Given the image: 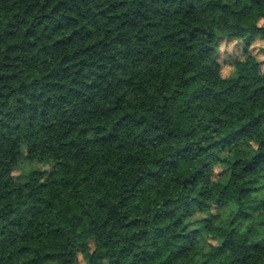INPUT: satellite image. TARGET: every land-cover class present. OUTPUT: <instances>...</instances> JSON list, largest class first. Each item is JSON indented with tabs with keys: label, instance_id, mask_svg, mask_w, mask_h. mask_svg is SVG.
<instances>
[{
	"label": "trees",
	"instance_id": "1",
	"mask_svg": "<svg viewBox=\"0 0 264 264\" xmlns=\"http://www.w3.org/2000/svg\"><path fill=\"white\" fill-rule=\"evenodd\" d=\"M260 21L264 0H0V264H264Z\"/></svg>",
	"mask_w": 264,
	"mask_h": 264
},
{
	"label": "rangeland",
	"instance_id": "2",
	"mask_svg": "<svg viewBox=\"0 0 264 264\" xmlns=\"http://www.w3.org/2000/svg\"><path fill=\"white\" fill-rule=\"evenodd\" d=\"M259 26L264 27V21L259 22ZM252 49H255L256 52H260L261 49H264V38L263 37H257L252 40ZM246 41L244 40H227L221 38L218 42V50L219 54L221 56V59L230 60L233 57L240 56L242 54V51L245 48ZM260 59H264V56H260ZM38 166V165H36ZM40 169H45L43 165L38 166ZM13 176L16 181H23L24 180V174L20 170H16L13 172Z\"/></svg>",
	"mask_w": 264,
	"mask_h": 264
}]
</instances>
